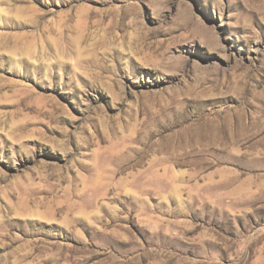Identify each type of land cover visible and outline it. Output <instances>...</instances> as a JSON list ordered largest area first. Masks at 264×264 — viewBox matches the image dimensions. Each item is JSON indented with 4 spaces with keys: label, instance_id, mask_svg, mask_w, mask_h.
Segmentation results:
<instances>
[{
    "label": "rangeland",
    "instance_id": "obj_1",
    "mask_svg": "<svg viewBox=\"0 0 264 264\" xmlns=\"http://www.w3.org/2000/svg\"><path fill=\"white\" fill-rule=\"evenodd\" d=\"M0 264H264V0H0Z\"/></svg>",
    "mask_w": 264,
    "mask_h": 264
}]
</instances>
